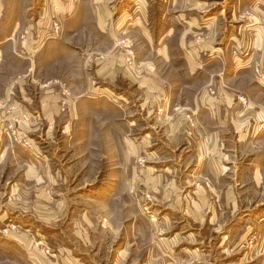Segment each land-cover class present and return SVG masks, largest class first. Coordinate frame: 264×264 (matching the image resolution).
<instances>
[{
  "label": "rangeland",
  "instance_id": "rangeland-1",
  "mask_svg": "<svg viewBox=\"0 0 264 264\" xmlns=\"http://www.w3.org/2000/svg\"><path fill=\"white\" fill-rule=\"evenodd\" d=\"M0 19V40L11 39L0 45V160L4 148L9 150L8 158L0 162V264H64L69 256L58 252L56 245L53 249L46 244L35 256V250L14 241L13 233L30 224L21 213L25 186L20 184L32 189L39 212L44 205L41 195L57 193L65 198L73 216L86 215L88 225L82 228L91 241L80 242L69 257L71 262L74 258L81 264L106 263L112 241L119 237L103 233L105 220L115 232L122 227L131 230L136 210L146 217L142 229L137 226L145 238L138 245L142 252L132 245L130 257L141 258L144 251L146 257L153 243L150 233L165 237L180 230L181 215H171L175 207L170 202L150 201L151 186L145 183L150 174L170 179L179 166L183 170L178 177H185L186 172L184 163L173 160L177 153L166 149L170 139L162 132L156 133V139L151 136L148 148L138 147L142 117L178 112L181 103L201 97L197 90L208 80L211 98H224L218 93L222 86L243 108L248 104L242 98L248 101V93L240 90V82H254L262 88L258 96L264 97V47L259 40L264 39V0H0ZM97 19L111 23L105 33L99 31ZM54 23L62 27V33L44 39ZM111 26L119 27L121 40L110 39H115L108 31ZM236 37L238 41L232 42ZM205 44L208 47H201ZM111 55L124 59L113 81L108 72L97 73L102 59ZM145 60L155 74L144 71ZM149 76L156 84L142 85L141 77ZM43 96L59 97L60 118L47 120L39 105ZM74 116L78 119L73 120ZM169 121L164 117L161 126ZM104 123L108 125L103 128ZM90 128L95 134L92 138L84 136ZM102 128L112 130L110 138L96 133ZM130 129L129 141L123 130ZM28 161L42 164L40 177L45 182L25 183ZM55 176L61 180L55 182ZM207 185L196 184L198 188ZM12 188L16 192L9 203ZM175 188L179 193L187 190ZM255 213L254 218L234 221L242 223L238 232L243 238L236 249L227 246L226 254L220 255L221 264H264V201ZM247 226H251L250 233ZM228 230L221 232L227 235ZM215 234L205 233L211 246ZM34 237L36 245L43 238L36 233ZM121 244L117 242L114 248Z\"/></svg>",
  "mask_w": 264,
  "mask_h": 264
},
{
  "label": "crops",
  "instance_id": "crops-1",
  "mask_svg": "<svg viewBox=\"0 0 264 264\" xmlns=\"http://www.w3.org/2000/svg\"><path fill=\"white\" fill-rule=\"evenodd\" d=\"M97 20L95 24L98 26L99 31L101 34L105 33V26L111 23H104L103 20L105 21V19ZM1 22L3 20L0 19ZM108 31L111 37L115 36V39L108 36L111 40L116 42L121 40L118 38L120 37L118 36L120 35L119 27L111 26ZM237 38H232V42H237ZM259 38L264 47V39L262 37ZM259 40H256V43ZM9 41H11L10 37L0 40V45H4ZM117 45L115 44V46ZM205 46L208 47L206 44L201 45V47ZM261 52H264V48L261 49ZM60 56L63 55L60 54ZM64 60L70 64L68 58H64ZM123 61L122 56L118 58L113 56L112 58L110 56L104 57L98 65L102 69L100 70L99 68L97 73L108 72V79L113 81L115 70L118 67L119 70L123 68ZM143 64L144 71L147 74H155V71H151V66H148L147 60L143 61ZM186 69L190 68L186 67ZM196 72V70L194 72L191 71V75ZM150 77H141L142 85L155 83L156 79L153 77L154 81H152ZM210 82L208 80L206 85L197 90V92L201 91L202 93H200V98L196 99L195 96L188 102H183L177 106L178 112L169 116L157 113L144 115L142 117L143 129L139 131L143 133H141L142 139L138 147L142 149L148 148L151 136L156 139V133L162 132L170 139V147H166V149L177 153L173 160L185 165V177H178V172L183 170L179 166L175 168L174 177L164 179L161 175L154 176L150 174V178L145 183L151 186L152 196L150 201L158 202L162 200L170 202L175 207L174 210H176L170 209L171 215L177 217L181 215V220H179L181 224L180 230L165 237L161 233L160 236L147 233L149 235L148 239L152 238L153 243L147 250L146 257L144 256V251L141 258L138 256L134 260L130 257L131 246L135 245L136 247L134 248L138 252H142V247H138V245L145 238V233L138 229H142L141 225L146 222L143 211L136 210L134 212L135 216L131 230L122 227L119 232H115L113 225L108 224V220H105L102 226L103 233L107 237L110 235L112 238L113 235H116L119 239H117L118 241H112L113 247L110 249L111 257L109 260L106 263L99 264H221L223 260H221L220 255L226 254L227 246L228 248L232 246V249H236L239 246L243 236L238 230L239 225L241 224L242 226V223H235L234 221H239L241 218H254L256 216L254 212L259 206V202L264 201V97H259L262 95L261 87L254 82H245V85L240 82L238 85H241L240 90H246L248 93V101L245 99L248 105L246 104L247 107L243 108L240 102L231 97L232 94L228 89L226 90L222 86L218 89V93L223 95L224 98H211L209 92L211 88ZM63 85H65L63 88L67 86L66 84ZM45 86L48 85L46 84ZM88 89H93L92 84H89ZM157 94L158 96L161 95L159 92ZM58 100V96L53 98L43 96L39 99L41 111L47 113L48 121L62 116V110L58 108ZM69 101L71 104L72 99ZM75 107L76 103L74 102V110H76ZM185 111L188 112L185 113ZM164 117L169 118L170 121L168 124L161 126ZM73 118L75 120L77 116ZM102 125L104 128L108 124L104 123ZM67 127L68 124L65 123V129ZM103 128L96 130V133L100 132V134L110 138L112 130L109 128L103 130ZM130 131L131 129L123 130V133L126 132V135L123 136L129 141L131 137ZM64 132L67 131L64 130ZM93 135L95 134L92 133V128L87 133H84V136L89 138H92ZM6 150H8V147L4 148L2 159L0 160L2 164L8 158L6 154L9 150ZM14 151L12 150V152ZM25 164L27 166L22 179H24L26 184L38 186L45 182V179L40 177V175H43L42 164L31 161ZM6 166H9V162ZM57 179L61 180L56 176L55 178L53 177L55 182L58 181ZM46 180V182H50V180ZM16 182L14 181V184ZM197 183H208V185L198 188L196 186ZM20 185L25 186L22 191V202L24 204H22L21 213L24 214L23 217L27 218L30 224L25 226V230L13 233L14 241L16 240L24 249L35 250L32 252L35 256L36 254L40 255V251H44V248H46L45 244L50 245L53 249L56 245L58 252L63 251L69 254L64 264H81L74 258L71 262L69 257L77 251L80 242L91 241L86 229L82 228L88 225L86 215L80 214L77 216L75 214L73 216L74 213L68 210L65 198L57 193L54 196L50 193L41 195L44 205H42L39 212V210H36L38 207L35 206L34 198H32V189L30 188L29 190L28 185ZM176 186H185L187 190L179 193L175 188ZM12 189L7 200L9 203L12 202V196L16 192L14 188ZM31 208L35 209L34 212ZM123 218L126 217L123 215ZM227 218L231 219L228 223L225 221ZM247 224L250 223L248 222ZM37 225L40 226L35 231L34 227ZM165 225L169 227L167 221H165ZM250 228L251 226H247V233L251 232ZM152 229L157 230L155 225H152ZM226 229H229L227 235L222 234L224 232L221 231ZM208 231L218 234L212 246L211 238L205 236ZM34 233L43 236L37 245ZM183 233L186 234L185 237L182 236ZM220 234L222 238H220ZM130 240H133L132 243ZM117 242H121L122 246L114 248V244ZM227 242L230 245H226ZM35 245L39 246L41 250H37ZM210 253H212V256Z\"/></svg>",
  "mask_w": 264,
  "mask_h": 264
},
{
  "label": "built area",
  "instance_id": "built-area-1",
  "mask_svg": "<svg viewBox=\"0 0 264 264\" xmlns=\"http://www.w3.org/2000/svg\"><path fill=\"white\" fill-rule=\"evenodd\" d=\"M49 28H51V24ZM60 33H62V27L58 23H54L52 25L51 30L44 35V39L56 38L58 35H60ZM242 100L246 101L244 98H242ZM246 104H247V101L245 105Z\"/></svg>",
  "mask_w": 264,
  "mask_h": 264
}]
</instances>
